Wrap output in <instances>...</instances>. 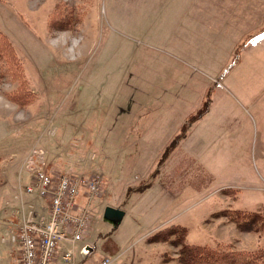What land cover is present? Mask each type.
Returning a JSON list of instances; mask_svg holds the SVG:
<instances>
[{"label":"rangeland","instance_id":"obj_1","mask_svg":"<svg viewBox=\"0 0 264 264\" xmlns=\"http://www.w3.org/2000/svg\"><path fill=\"white\" fill-rule=\"evenodd\" d=\"M58 4L77 9L70 30L49 26ZM0 32L26 80L0 68V264L19 254L11 217L33 150L54 180L101 176L76 200L95 248L82 264H163L178 249L146 238L171 225L187 244L264 246V230L212 218L264 214V0H0ZM22 87L34 99L19 107ZM106 207L124 212L116 229Z\"/></svg>","mask_w":264,"mask_h":264},{"label":"built area","instance_id":"obj_2","mask_svg":"<svg viewBox=\"0 0 264 264\" xmlns=\"http://www.w3.org/2000/svg\"><path fill=\"white\" fill-rule=\"evenodd\" d=\"M41 156V151L33 150L23 160L22 168L31 176L24 192L44 200L48 212L38 217L30 207L24 213L11 237L19 252L17 264H79L90 255V246L83 242L89 224V203L100 193L101 176L84 178L69 174L54 180L35 165ZM81 193L89 200L84 207L76 205ZM98 264H111V259L104 257Z\"/></svg>","mask_w":264,"mask_h":264},{"label":"trees","instance_id":"obj_3","mask_svg":"<svg viewBox=\"0 0 264 264\" xmlns=\"http://www.w3.org/2000/svg\"><path fill=\"white\" fill-rule=\"evenodd\" d=\"M64 8L65 6L61 4L55 6L49 17L51 29L56 31L70 30L74 27V23L80 21L77 18L78 15H72L73 11V14L76 13V8H72L69 15L65 14ZM16 62L18 63L19 61L15 56L11 44L0 32V68L6 69V72H2V74L6 75L10 73L14 80L25 84L26 80L24 76L22 79V68L15 66ZM13 67L16 68L9 70ZM30 96L29 100L26 91L22 87L20 92L8 94V99L19 107H23L33 101V93ZM182 138H184V135L174 139L168 149L173 148ZM221 217L226 218L229 223L234 224L240 232H247L253 229L264 230V214L261 212L224 210L212 215L213 219ZM186 234V228L180 225H171L150 234L146 238V242L148 244H169L171 247L178 249L175 254L176 258H172L169 254H166L163 264H264V246L253 251H238L230 247H224L221 244L215 246L187 244L184 242Z\"/></svg>","mask_w":264,"mask_h":264},{"label":"crops","instance_id":"obj_4","mask_svg":"<svg viewBox=\"0 0 264 264\" xmlns=\"http://www.w3.org/2000/svg\"><path fill=\"white\" fill-rule=\"evenodd\" d=\"M57 161H59V160H57ZM55 162L56 161H54V163ZM29 176H30V174H29ZM30 178H31V176H30ZM18 182L20 184V180H18ZM17 190L19 192V194H18V197H19V202L18 203H19V205L17 206L14 215L11 217V221H12L11 222V225H12V228L10 229V232H12L11 233V236H10V243L13 246L15 245L16 247H17V245L14 244L11 241V237L16 234L17 228H18L20 222L22 221V218H23L24 213H26V211L30 207L33 208L35 214L38 215V217L46 216L47 215V212H48L47 203L44 200H41L39 198H36V196L27 195L24 192V188H22V186H20V185L18 186ZM84 203H85V200L83 199V202H82L81 205H83ZM114 229H116V228H114ZM93 249H95V248H93ZM11 257L13 258V261L15 262V264H17V262H18V255H17V258H16V256H14V254H12ZM81 262H82V260L79 261V264Z\"/></svg>","mask_w":264,"mask_h":264},{"label":"water","instance_id":"obj_5","mask_svg":"<svg viewBox=\"0 0 264 264\" xmlns=\"http://www.w3.org/2000/svg\"><path fill=\"white\" fill-rule=\"evenodd\" d=\"M124 217V212L120 209L106 207L103 212V220L113 228H117Z\"/></svg>","mask_w":264,"mask_h":264}]
</instances>
